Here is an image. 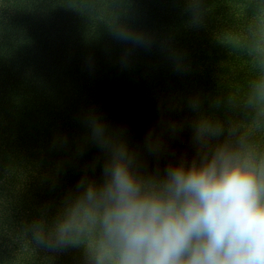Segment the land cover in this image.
<instances>
[{
  "label": "trees",
  "instance_id": "trees-1",
  "mask_svg": "<svg viewBox=\"0 0 264 264\" xmlns=\"http://www.w3.org/2000/svg\"><path fill=\"white\" fill-rule=\"evenodd\" d=\"M258 3L0 0V264H85L48 232L83 178L102 179L99 121L149 172L191 160L201 117L264 145L248 104L259 69L229 40ZM149 133L163 135L159 154Z\"/></svg>",
  "mask_w": 264,
  "mask_h": 264
},
{
  "label": "clouds",
  "instance_id": "clouds-1",
  "mask_svg": "<svg viewBox=\"0 0 264 264\" xmlns=\"http://www.w3.org/2000/svg\"><path fill=\"white\" fill-rule=\"evenodd\" d=\"M257 7L243 41L229 40L259 69L248 104L264 116V0ZM96 137L102 179L83 178L65 200L48 232L54 245L82 249L85 264H264V145L201 117L191 160L161 173L143 168L125 135L103 121ZM163 146L162 134L149 133L150 151Z\"/></svg>",
  "mask_w": 264,
  "mask_h": 264
}]
</instances>
